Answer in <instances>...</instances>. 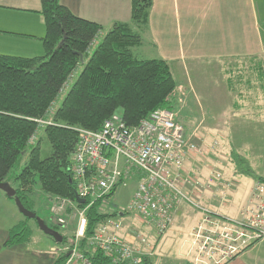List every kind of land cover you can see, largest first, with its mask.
I'll return each mask as SVG.
<instances>
[{"label": "trees", "instance_id": "1", "mask_svg": "<svg viewBox=\"0 0 264 264\" xmlns=\"http://www.w3.org/2000/svg\"><path fill=\"white\" fill-rule=\"evenodd\" d=\"M41 2L46 23L42 39L45 53L31 58L0 54V182H8L16 190V196L11 198H20L25 207L38 215V185L45 200L59 196L76 202L77 191L70 172L79 139L76 127L99 130L115 113L127 125L135 126L158 108L174 110L179 93L169 61L135 55L133 49L142 43L141 31L149 23L153 0H131V20L111 25L61 105L51 111L103 27L78 16L60 0ZM228 75L230 87L237 82L251 87L255 82L264 94V66L253 58L231 67ZM27 152L25 166L13 173ZM232 164L235 174L264 180L252 169L243 168L238 157L234 156ZM113 215L115 212L103 201H97L87 211L89 226L77 247L94 264H111L104 252L90 245L88 237L98 224ZM41 218L63 235L61 243L52 237L56 244L74 245V235L63 232L65 226L53 224L49 217ZM30 220L25 217L13 225L5 245L29 243L33 236ZM58 252L53 264H66L70 251ZM143 264H156L155 257H145ZM185 264L195 263L191 260Z\"/></svg>", "mask_w": 264, "mask_h": 264}, {"label": "built area", "instance_id": "2", "mask_svg": "<svg viewBox=\"0 0 264 264\" xmlns=\"http://www.w3.org/2000/svg\"><path fill=\"white\" fill-rule=\"evenodd\" d=\"M75 130L79 139L70 172L76 194L85 202L52 197L57 224H68L62 215L68 208L75 209L77 218L74 245L57 250L70 251L66 264H94L77 247L89 226L87 211L97 201L108 205L111 195L130 181L136 185L129 201L110 208L115 215L98 224L88 237L111 264H143L145 257H154L152 236L137 229L135 221L160 237L174 225L184 206L201 214L190 233L195 264H226L264 240V180H254L238 216L221 213L217 206L230 203L235 181L214 168L203 175L198 160L204 151L187 136L175 110L158 108L135 126L115 113L99 130ZM128 223L133 228L125 232Z\"/></svg>", "mask_w": 264, "mask_h": 264}, {"label": "crops", "instance_id": "3", "mask_svg": "<svg viewBox=\"0 0 264 264\" xmlns=\"http://www.w3.org/2000/svg\"><path fill=\"white\" fill-rule=\"evenodd\" d=\"M60 1L78 16L102 25L103 30L95 40L97 44L115 21L131 20V0ZM41 9V0H0V54L31 58L45 53L42 39L46 35V23ZM141 36L142 43L134 47V53L143 43L153 46L157 54L152 58L169 61L173 75L203 76L202 60L228 63L223 65L227 75L230 63L233 68L240 61L253 58L264 66V0H153L149 23ZM260 95H263L261 89ZM251 188L239 208L230 211V202L222 206L227 210L223 213L238 216ZM235 194L233 190L232 199ZM193 215L198 223L201 214L184 206L174 224ZM16 219L15 224L22 220ZM13 225L0 235V264H39L38 246L5 245ZM186 241L190 242L189 238ZM58 248L50 246L53 252ZM226 264H264V240Z\"/></svg>", "mask_w": 264, "mask_h": 264}, {"label": "rangeland", "instance_id": "4", "mask_svg": "<svg viewBox=\"0 0 264 264\" xmlns=\"http://www.w3.org/2000/svg\"><path fill=\"white\" fill-rule=\"evenodd\" d=\"M96 41L83 56L51 111L61 105L98 45ZM135 54L140 58H152L157 53L153 46L143 43L142 47L137 48ZM202 63L204 64L203 76L197 73L191 74V77L184 73L174 75L179 91L177 106L174 110L180 122L185 126L187 136L204 151L202 158L198 160L204 176H208L214 168L227 180L235 181L234 184L231 183V188L236 193L234 199L230 201L232 204L230 211L233 212V209L239 208V205L247 198L254 180L252 176L234 173L235 165L232 164L234 156L239 158L243 168L252 169L256 174L264 176V94L260 95V87L255 82L251 87L247 83L239 82L235 83L233 88L230 87L229 75L223 68V65L227 66L228 63L208 60H202ZM231 66L232 63L229 64V69ZM237 103L239 107L235 106ZM48 122L43 121V123ZM39 132H43V127L39 129ZM27 159L28 152L20 157L12 172L21 171ZM135 185V181H130L127 186L118 188L108 199V206L114 208V206L126 204L134 193ZM35 194L39 198V216L49 217L53 224H57V214L52 211L53 196L45 200V196L39 192V185ZM217 207L221 213L227 211L225 208ZM62 215L68 219V224L62 227L63 232L69 236L74 235L71 241L75 240L77 229L75 209L68 208ZM16 218L24 219L25 215L19 210L16 199L9 197L4 190L0 189V235L5 233L9 226L15 224ZM30 224L34 233L30 244L25 245L32 248L39 247V264H53L59 252L51 251L50 246L61 247L62 245L56 244L52 236L41 230L36 219L31 218ZM128 224L124 228L125 232L131 231L128 228H133V225ZM136 226L137 229L152 236L154 243L151 242L155 246L156 264H185L191 260L195 262L196 253L192 247L190 234L192 228L197 226L194 215L177 221L172 226L173 228L171 227L160 238L153 236L152 228L138 221ZM184 232L190 236L188 234L185 236ZM186 238H189L190 242L186 241Z\"/></svg>", "mask_w": 264, "mask_h": 264}, {"label": "water", "instance_id": "5", "mask_svg": "<svg viewBox=\"0 0 264 264\" xmlns=\"http://www.w3.org/2000/svg\"><path fill=\"white\" fill-rule=\"evenodd\" d=\"M83 58V57H82ZM0 189L4 190L9 197L16 196V190L8 183V182H0ZM76 200L78 203L83 204L85 200L79 197L76 194ZM16 203L19 207V210L28 218H34L38 221L39 227L43 230L46 234L52 236L56 242H63V235L61 232L51 226H49L44 219H42L35 211L28 209L25 207L23 202L20 198H16Z\"/></svg>", "mask_w": 264, "mask_h": 264}]
</instances>
